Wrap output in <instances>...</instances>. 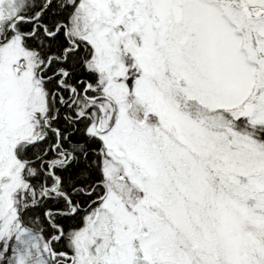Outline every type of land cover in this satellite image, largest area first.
Instances as JSON below:
<instances>
[{
  "label": "snow or ice",
  "instance_id": "1",
  "mask_svg": "<svg viewBox=\"0 0 264 264\" xmlns=\"http://www.w3.org/2000/svg\"><path fill=\"white\" fill-rule=\"evenodd\" d=\"M0 264H264V0H0Z\"/></svg>",
  "mask_w": 264,
  "mask_h": 264
}]
</instances>
